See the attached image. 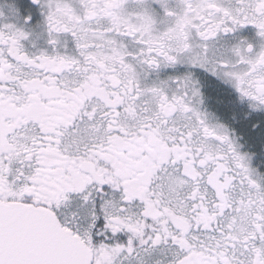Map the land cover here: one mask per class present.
I'll use <instances>...</instances> for the list:
<instances>
[{
    "label": "snow or ice",
    "instance_id": "6c2138e0",
    "mask_svg": "<svg viewBox=\"0 0 264 264\" xmlns=\"http://www.w3.org/2000/svg\"><path fill=\"white\" fill-rule=\"evenodd\" d=\"M0 264H264V0H0Z\"/></svg>",
    "mask_w": 264,
    "mask_h": 264
}]
</instances>
